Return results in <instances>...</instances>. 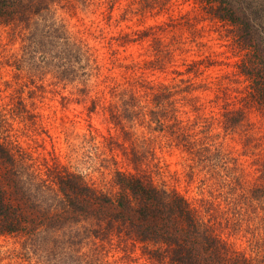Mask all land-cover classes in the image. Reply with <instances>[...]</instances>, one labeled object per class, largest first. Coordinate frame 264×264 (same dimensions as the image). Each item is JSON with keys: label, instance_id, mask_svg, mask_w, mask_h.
<instances>
[{"label": "rangeland", "instance_id": "obj_1", "mask_svg": "<svg viewBox=\"0 0 264 264\" xmlns=\"http://www.w3.org/2000/svg\"><path fill=\"white\" fill-rule=\"evenodd\" d=\"M202 8L197 0H65L52 6L51 13L39 21L38 30L32 27L38 42L45 44L34 54L32 67L26 61L32 56L25 49L32 30L20 24L0 25L2 131L24 150L32 171L42 178L49 177L50 169L66 167L109 194L116 190L115 170L135 173L130 161L134 150L138 172L159 186L182 193L214 224L216 234L234 249L264 263V250L258 247L264 243L260 240L264 225V177L260 176L264 111L248 102L244 105L249 84L239 74L244 52L232 28ZM61 26L70 38L83 44L82 55L85 45L92 49L90 64L100 68L99 75L94 71L88 81L86 95L78 92L82 84L60 83L49 69L58 59L46 35H59ZM142 35L146 38L140 40ZM125 37L133 42L124 45ZM161 54L165 60L160 64ZM86 58L83 55L78 68H89ZM202 60L212 66H201L197 75L187 72L188 64ZM41 69L43 74H37ZM132 77L180 90L178 99L199 98V114L184 102L179 106L187 113L182 112V119L195 123L198 138L211 137V160L191 156L171 142L168 134L158 132L154 125L148 127V119L147 124L141 119L125 123L124 130L113 123L106 109L111 101V80L124 83ZM181 80L202 87L182 95L188 84ZM96 97L100 100L92 108ZM22 104L27 113L20 116L17 108L22 109ZM242 107L245 124L226 134L223 112ZM257 188L262 193L258 200H251ZM23 242L18 235L0 236V264H41L34 255L23 254ZM93 250L90 245L82 252L91 255ZM102 254L108 264H157L142 253L141 245L122 236L107 241Z\"/></svg>", "mask_w": 264, "mask_h": 264}, {"label": "trees", "instance_id": "obj_2", "mask_svg": "<svg viewBox=\"0 0 264 264\" xmlns=\"http://www.w3.org/2000/svg\"><path fill=\"white\" fill-rule=\"evenodd\" d=\"M63 1L0 0V25L20 24L29 30L35 25L38 30L39 21L51 13L52 6ZM197 1L213 19L232 28L237 44L244 52L238 65L239 74L249 84L244 105L248 102L264 111V0ZM57 33L59 35H46L57 51L58 59L56 66L49 69L60 83L77 81L82 84L83 88L78 92L86 95L88 81L94 71L96 75L100 71L90 64L92 49L84 44L83 55H87L85 60L89 68H78L82 62L83 44L70 38L63 26ZM145 38L142 35L140 40ZM26 40L29 43V47H25L26 54L32 56L26 61L32 67L34 54L45 44L38 42L34 30ZM132 42L125 37L123 43ZM164 60L165 56L161 54L157 62L161 64ZM201 66L208 68L212 64L210 61H193L187 65V72L197 75ZM42 71L38 70L37 74L42 75ZM111 83L108 91L111 101L106 109L116 126L124 130L125 123L133 124L136 119H141L147 124L148 119V127L154 125L158 132L168 134L171 142L191 156L202 161L212 159L213 145L208 142L211 137L207 134L198 138L195 123L191 125L181 116L183 106L179 104L183 102L192 106L193 113L199 114L198 97L178 99L180 90H172L164 84L154 85L139 77L125 79L124 83L112 79ZM181 83L188 84L182 89V95L202 87L194 88L191 80H181ZM99 100L100 97H96L92 101V108ZM18 105L21 107V102ZM17 109V115L27 113L25 105ZM245 121L243 107L226 109L222 114V128L226 134H233ZM9 138L2 131L0 122V236L22 237L26 257L34 255L41 264H108L102 259L105 243L114 236H122L141 245L142 253L157 264H264L234 249L216 234L214 224L182 193L159 186L153 178L138 172L134 150L130 153V161L135 173L115 170L113 183L116 190L109 194L66 167L50 169L49 177L42 178L32 171L33 164L24 150L16 147ZM260 176L264 177V160ZM261 193V188L255 189L250 199L258 200ZM260 240L264 242V225ZM90 245L94 246V254L82 252ZM258 247L264 250V243Z\"/></svg>", "mask_w": 264, "mask_h": 264}]
</instances>
